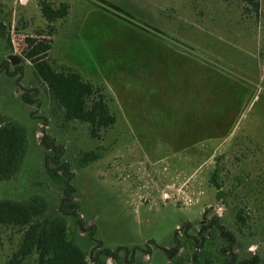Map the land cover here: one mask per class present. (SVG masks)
Returning a JSON list of instances; mask_svg holds the SVG:
<instances>
[{
	"label": "rangeland",
	"instance_id": "374dc122",
	"mask_svg": "<svg viewBox=\"0 0 264 264\" xmlns=\"http://www.w3.org/2000/svg\"><path fill=\"white\" fill-rule=\"evenodd\" d=\"M41 1L69 7L51 37ZM258 1L255 13L242 0H0L10 43L0 37V64L15 55L22 72L17 80L0 69V113L24 127L28 142L17 178L0 183V199L37 194L57 206L60 190L43 169L40 141L47 136L63 146L80 216L103 247L136 249V261L168 264L157 247H172L178 232L182 264H192L180 229L188 223L196 235L203 216L216 215L235 237V259L255 256L264 264V0ZM36 31L52 40L57 66L103 85L116 122L98 139L85 124L61 128L50 116L46 88L20 54L23 39ZM29 89L38 91L33 106L20 100ZM91 150L99 158L78 167L77 155ZM216 237L201 250L211 264H224ZM75 240L90 250L84 234ZM18 241L0 226V264ZM198 261H205L201 252Z\"/></svg>",
	"mask_w": 264,
	"mask_h": 264
},
{
	"label": "trees",
	"instance_id": "16d2710c",
	"mask_svg": "<svg viewBox=\"0 0 264 264\" xmlns=\"http://www.w3.org/2000/svg\"><path fill=\"white\" fill-rule=\"evenodd\" d=\"M247 4L244 10H260L258 0H242ZM42 18L46 22L47 31H36L33 37L23 39L20 54L29 62L41 84L46 88L49 99V114L60 120L61 128L69 123L79 122L88 126L91 138L98 139L99 131L111 128L116 122V116L110 111L109 99L102 93L103 85H97L83 78L71 67L57 66L56 60L51 59L49 52L52 40L44 37V32L51 37L55 31L53 23L64 19L68 15V4L60 3L54 7L48 1L39 2ZM0 37L6 38V30L0 19ZM4 60L0 69L5 75L21 76V67L14 66ZM38 95L36 89L22 90L20 100L27 106H33ZM35 111H30L32 119ZM44 149L43 169L52 183L60 190L58 204L50 207L47 200L40 195H31L23 200L0 199V226L12 229L19 235L16 248L9 255L5 264H147L135 260L136 249L118 247L110 250L103 247L95 237V227L87 224L80 216L78 192L73 184V171L69 162L63 159L64 149L53 139L43 137L40 141ZM26 131L22 125L10 117L0 113V183L9 182L17 178L21 171L24 156L27 151ZM100 156V152L87 151L77 155V166H85ZM238 220L240 214L237 215ZM182 236L189 241L192 252V264H200L198 256L203 254L205 261L201 264H211L208 253L201 250L203 246L218 234L223 243L219 250L225 257L224 264H257L258 259L237 261L234 255V235L219 225L217 217L203 219L196 235H189V224L185 223L181 229ZM84 234L91 242L88 252L82 250L76 243L75 236ZM179 233L174 235L175 244L169 248H160L168 260V264H182L179 252L184 246L178 240ZM149 248L141 250L142 255L148 254ZM186 258V257H185ZM239 262V263H238Z\"/></svg>",
	"mask_w": 264,
	"mask_h": 264
},
{
	"label": "water",
	"instance_id": "95a60500",
	"mask_svg": "<svg viewBox=\"0 0 264 264\" xmlns=\"http://www.w3.org/2000/svg\"><path fill=\"white\" fill-rule=\"evenodd\" d=\"M6 60L8 61V63L11 65V66H16L19 62H20V59L15 56V55H9L6 57Z\"/></svg>",
	"mask_w": 264,
	"mask_h": 264
},
{
	"label": "flooded vegetation",
	"instance_id": "af4514ba",
	"mask_svg": "<svg viewBox=\"0 0 264 264\" xmlns=\"http://www.w3.org/2000/svg\"><path fill=\"white\" fill-rule=\"evenodd\" d=\"M213 217H216V215H212ZM212 216H210V217H212ZM208 217V216H207Z\"/></svg>",
	"mask_w": 264,
	"mask_h": 264
},
{
	"label": "crops",
	"instance_id": "0c3cea01",
	"mask_svg": "<svg viewBox=\"0 0 264 264\" xmlns=\"http://www.w3.org/2000/svg\"><path fill=\"white\" fill-rule=\"evenodd\" d=\"M192 147H194V146H192ZM189 152V151H188ZM187 155H188V153H187Z\"/></svg>",
	"mask_w": 264,
	"mask_h": 264
}]
</instances>
